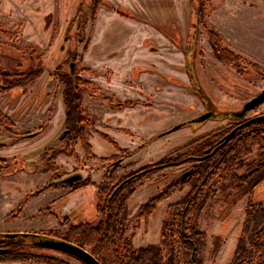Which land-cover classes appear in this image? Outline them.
I'll return each mask as SVG.
<instances>
[{
	"label": "rangeland",
	"instance_id": "374dc122",
	"mask_svg": "<svg viewBox=\"0 0 264 264\" xmlns=\"http://www.w3.org/2000/svg\"><path fill=\"white\" fill-rule=\"evenodd\" d=\"M121 1L124 0H0L1 73L4 75L16 72L38 73L36 81L31 85L24 84L21 92L15 93L13 97L2 93L0 84V112L12 117L17 125L16 131L24 134L22 136L24 141L18 142L16 146L10 140V136L7 139L1 137V145H5V148L0 151V158L8 161L15 155L17 160L20 159L17 163L25 164L26 171L32 173L22 174L23 177L20 179L22 185L12 186L24 195L20 205L23 206L29 198L37 197L48 190H56L62 194L60 201L52 208L54 214L44 211L45 208L40 212L48 217L47 220L51 219L52 223L41 220L38 218L40 215L35 214L31 218L23 216L19 222L7 221L14 227H34L45 222L47 228L38 227L39 229H31L30 232L56 236L68 233L70 226H77L81 221L71 214L67 216L61 213V205H66L68 195L73 196L69 201L76 196L71 204L80 202L85 208L82 215L87 221L92 222L96 216L95 204L98 201L96 191L87 187L82 194L78 192L76 195H70L73 194L74 184L61 183L62 179L77 173L81 175V181L87 179L98 182L103 176L102 168L105 167L104 170H107V165H111L113 169L118 168V175L123 176L159 162L177 149L190 144L192 140L204 137L209 130L215 128V125L220 124L213 125L208 120L210 123L202 126L198 133L195 129L200 124H192L166 135L167 130L183 123L185 116L199 117L207 109L217 117L223 112H238L243 103L264 89V67L256 63L260 60L264 62V53L258 47L246 43L244 39L241 44H237L239 39L235 35V31L244 24V19L259 23L255 21L257 12H263L264 17V6L261 5L263 0H231L234 4L226 0H210L207 13L197 28L196 38H193L191 31L194 19L190 0H129L131 10L127 6L118 7ZM104 13L129 15L130 20L123 21L117 18L116 22L112 21L108 26L105 25L104 30L100 28L102 23L99 26L96 24L95 32L97 16ZM133 20L147 22L156 29L160 27L169 35L174 34L173 30L183 34L182 37L175 38V49L170 52V57L179 62V68L184 76L185 56L196 84L194 80L188 82L186 77L181 78L178 73L168 74L169 76L163 80V72L150 67L147 70L162 79L161 84L155 86L157 94L151 90L149 95H145L146 100L133 98L130 106L139 111L137 114H128L127 117L121 113L106 116L104 115L106 112H116L120 109L115 104H110L107 98L113 96V100L120 103L123 99L112 93L111 87L105 83L123 78V72L120 74L109 66L95 67L93 61L115 58L110 56L113 51L118 52L116 57H119L122 52L124 53L125 47L130 50L136 28ZM214 22L229 36L225 40L231 39L230 46L229 41H226L227 44L220 37L223 44L235 54L238 50L244 54L240 56L244 60L239 66L240 70L223 64L212 50L207 30L215 31ZM157 51L160 50L151 47L152 55L160 56ZM248 64L257 65L259 73ZM71 67L73 72H70ZM136 69L131 72L133 79L141 74L140 69ZM69 77H72L73 81L79 78L89 85L79 87L80 109L78 112L70 109L69 120L65 126L64 96L74 98V93L67 94L66 83H62L66 81L61 82L60 79L70 80ZM193 86L201 89L208 107L202 109ZM163 89H166L164 95ZM100 106L104 108L99 109ZM261 113H264V104L247 112L244 118ZM78 115L84 120L79 132H82L84 141L90 144L91 155L84 152L80 141L76 139L79 126L73 125V119ZM47 118H50L49 122L46 121ZM229 118L232 121L233 118ZM45 121L46 126L42 133L34 135L35 126L42 125ZM111 123L114 125L117 123L129 130L119 132L109 125ZM64 130L65 135L59 139ZM32 132L33 134H28ZM101 135H105L116 145L103 140ZM256 149H252L251 154L245 158V163L256 158ZM32 161L38 164L36 166L38 171L35 173L34 164H30ZM12 166L5 168L2 173H9ZM191 166L165 170L164 174L169 175L166 180L178 178ZM242 171L246 170L240 169L237 174H242ZM159 174L163 176V172ZM150 179L148 182L144 179L139 180L136 183L138 187L136 192L128 201L125 237L131 238L135 249L160 244L161 222L167 204L185 196L189 191V185L175 190L171 201L159 203L148 221L144 222L137 219L136 210L163 184V181L157 182L156 179H160L158 174L151 176ZM9 182V179H0L2 191L11 189ZM46 185H52L53 188L43 190ZM158 185L160 186L157 187ZM212 187L198 217V226L202 232L197 252L198 264H232L241 245L247 244L253 233L264 225V218L255 217L246 227L244 226L245 208L249 200L264 204V181L253 191L250 190L251 192L249 187L243 191H235L228 183L220 186L213 182ZM27 194L29 195L26 196ZM106 197V194H103L102 200L104 201ZM11 201L0 194V213L9 208ZM19 210L18 207L11 210L9 218L17 217ZM71 217L74 218V225L69 223V220L72 221ZM95 222L96 220L93 221ZM30 246L11 249L10 254L0 256V264H81L62 253Z\"/></svg>",
	"mask_w": 264,
	"mask_h": 264
},
{
	"label": "trees",
	"instance_id": "16d2710c",
	"mask_svg": "<svg viewBox=\"0 0 264 264\" xmlns=\"http://www.w3.org/2000/svg\"><path fill=\"white\" fill-rule=\"evenodd\" d=\"M191 14L194 19L191 31L193 38H196L197 28L206 15V9L210 0H190ZM208 40L213 51L221 62L231 68H239L244 60L225 46L220 36L212 30H207ZM250 65L254 71L259 73L260 69L255 64ZM37 74L16 73L4 75L0 71V84L2 91L8 90L15 85L23 86L29 84ZM192 75V74H191ZM67 79V94L74 93V98L64 96L67 108H73L78 112L80 104V86L89 85L86 81L72 77ZM193 78V76H192ZM194 80V79H192ZM196 84V82H195ZM195 86V85H194ZM71 89V90H68ZM197 94L204 99V94L196 87ZM70 108V109H71ZM75 126H79L76 132V139L81 143L82 149L87 155H91L90 146L84 141L82 132L79 130L84 123L81 116L74 118ZM183 124L179 125L182 126ZM0 126L10 131L12 124L10 120L0 112ZM222 132L214 131L208 136L199 138L182 148L177 149L168 157L159 162L142 167L128 177L124 182L115 178V174H106L100 184L95 186L98 193L106 194V203L97 206L96 211L99 219L95 224L85 222L77 226H70L68 233L62 236L51 234H37L38 236H50L71 242L80 248L87 250L100 264H198L197 252L200 246L202 232L198 226V217L206 204L208 192L212 183L223 186L224 183L235 191H243L244 188L254 190L261 185L258 177L259 171L264 169V162L254 166L253 161L245 158L251 153L255 145H264V121H256L245 127L235 137L215 154H209L208 158L196 162L195 157L203 156L205 149L211 147L216 138ZM104 140L115 145L105 135ZM211 155V156H210ZM3 162H0L2 168ZM175 165H192L191 169L181 175V181L171 183L160 193L151 198L147 204L140 207L136 213L137 219L146 220L156 209L157 204L168 198L178 188L189 185L188 193L177 202L168 205L165 218L160 229L161 241L159 245H147L140 248H133L131 238L125 237L127 223L126 202L136 189L139 180L147 179ZM245 169L242 174H237L240 169ZM115 172V169L114 171ZM261 181V182H260ZM211 183V184H210ZM88 184V183H85ZM80 184L75 185L77 187ZM52 185H46L43 190L52 189ZM22 205L18 206V210ZM47 206L44 211H49ZM264 218V204L249 200L245 208L244 226L253 218ZM20 242V243H19ZM5 248V254H10L11 249L18 246H30L39 249L31 244L28 238L18 237L16 239H0ZM11 259V258H10ZM232 264H264V225L257 232L253 233L247 244H242L237 251V257Z\"/></svg>",
	"mask_w": 264,
	"mask_h": 264
},
{
	"label": "crops",
	"instance_id": "0c3cea01",
	"mask_svg": "<svg viewBox=\"0 0 264 264\" xmlns=\"http://www.w3.org/2000/svg\"><path fill=\"white\" fill-rule=\"evenodd\" d=\"M129 0H124L121 1V3L118 5V7H124L127 6L129 8ZM229 3H232L231 0H226ZM175 2V1H174ZM128 4V5H127ZM234 4V3H232ZM261 5L264 6V0L261 2ZM131 10V7L130 9ZM133 13V12H132ZM180 13V12H179ZM263 12H257L255 21L259 23H255L254 20L250 22L247 19H244V24L241 26L239 30L235 31V35L238 37V42L237 44H241L240 42L244 41L248 43L249 45L252 44L255 47H258L259 50L264 53V25H262V21L264 20V17L262 15ZM223 15V14H222ZM117 18H120L123 21L130 20L128 18H121L116 14H101L97 16V20L95 22V32H96V24L99 26L100 23H102V27H100L102 30H104L106 27L105 25L108 26L109 23L116 22ZM133 23L136 25L135 32L133 35V39L131 40V47L130 50L125 47L123 49L124 53L119 57L118 52H112L111 58L109 59H104L102 61H93V64L95 67H101V66H109L113 71L116 72H123L122 77L118 80L111 81V83H105L109 87H111L112 93H114L117 97L121 99H141V100H146L145 95H149L150 92L155 93V86L158 84H161L162 79L166 78V76H169L168 74L172 73H178L180 77L184 78L186 77L185 74L183 76L181 68H179V62H176L175 59L171 58V51L174 50V46L171 44L169 39H174V38H180L183 36V34H180V31L173 30L174 34L169 35L164 29L158 27L159 29L154 28L153 26L149 25L147 22H139L133 20ZM261 23V24H260ZM216 28L215 31L217 32L218 35L222 38L223 42L227 43L229 41V45L231 46V39L225 40V38H228L229 36L223 32V30L218 26L216 22L213 24ZM179 33V34H178ZM227 41V42H226ZM235 41V40H234ZM228 44V43H227ZM151 47H156V49L160 50L157 51V54L160 56H155L151 54ZM233 52V50H231ZM237 55L242 56L241 50L236 51ZM235 53V52H234ZM154 54V53H153ZM181 57V56H179ZM257 64L261 65L264 67V62L261 60L256 62ZM182 65V64H181ZM147 67V68H146ZM156 68L159 72H163L162 79L155 76L156 74H152V72L148 71L147 69L149 68ZM137 68L141 70V74L138 75V78L136 81H133L131 78L130 72L134 69ZM163 79V80H164ZM117 83V84H116ZM152 87V89H151ZM135 90H140V92H136ZM152 90V91H151ZM166 89H163L162 94L164 95V92ZM144 92L146 94H144ZM157 94V93H155ZM160 99V97H157ZM104 108L103 106H100L99 109ZM108 111V110H107ZM121 113L124 117H127L128 114L134 115L139 113L138 110H131V109H122L121 111L117 112H106L104 115L110 116L114 114H119ZM32 116V115H31ZM112 126L114 129H128L129 128H124L123 126L119 124H109ZM140 125V124H138ZM197 129V130H196ZM196 133H198L201 128L196 127ZM116 131V130H115ZM42 133V132H41ZM8 137H5L4 139H7ZM92 139V138H91ZM11 140V139H10ZM24 141V140H20ZM19 141V142H20ZM91 143V141L89 142ZM17 144V143H16ZM16 144H14L16 146ZM3 148H0V151L2 152ZM25 174L23 171H19L18 173H15L11 176H0V179H9L10 183V190H5L2 191V186L0 194L6 196V198H10L12 201L9 202L10 206L8 209L3 210V213H0V233H21V232H30L31 229H39V228H47V223L45 222L41 225H37L34 227H14L11 224H8L7 221H17L19 222L20 219H22L23 216H28V217H33L35 214L40 215L41 220L51 222L52 220H47L46 216L40 213L45 206H47L50 202L53 200H56L60 197H62V194L57 193L56 190H48L46 192L41 193L37 197L29 198L27 202L21 207L19 210V214L17 217L14 219H10L9 216L11 214V210L16 209L23 201L24 195L21 194V192H18L15 190L14 184H21V180L23 175ZM32 174V173H31ZM18 177V180H16ZM5 188V186H4ZM2 222V224H1ZM52 223V222H51ZM8 224V225H4ZM9 226V227H8ZM39 227V228H38ZM42 228V229H43Z\"/></svg>",
	"mask_w": 264,
	"mask_h": 264
},
{
	"label": "flooded vegetation",
	"instance_id": "af4514ba",
	"mask_svg": "<svg viewBox=\"0 0 264 264\" xmlns=\"http://www.w3.org/2000/svg\"><path fill=\"white\" fill-rule=\"evenodd\" d=\"M129 14V13H128ZM119 17H121V18H130V16L128 15V16H120V15H118ZM159 29V28H158ZM177 39V38H176ZM170 40V42H173V46H175V38L174 39H169ZM154 48H156V47H154ZM212 50H213V48H212ZM223 63V62H222ZM224 64V63H223ZM227 66V65H226ZM183 68H184V74H185V76H186V78L188 79V82L190 81V80H192V79H194V81L196 82V80H195V77H194V75L192 74L191 75V70L189 69V63H186V59H185V56H184V63H183ZM233 69H235V70H240L241 69V67H239V68H233ZM137 70V69H136ZM70 72H73V70H72V67H71V70H70ZM132 72V71H131ZM131 72H130V74H131ZM140 72H141V70H140ZM16 73H20V72H16ZM15 73V74H16ZM35 74H37L36 75V77L29 83L30 85L34 82V81H36V79L38 78V73H35ZM10 75H14V74H10ZM139 75V74H138ZM137 75V76H138ZM163 76V75H162ZM192 76H193V78H192ZM131 78H132V80L133 81H136L137 80V78L136 79H133V77H132V74H131ZM60 81L62 82V81H66V82H62V83H66L67 84V80L66 79H60ZM193 81V80H192ZM67 87V86H66ZM21 88H22V86H17V85H15V87L13 86L12 88H10V89H8V90H5V91H2V93L4 94V93H7V94H10L11 96L10 97H13V96H15L16 94L15 93H20L21 92ZM193 88H194V91H195V94H196V96L200 99V102H201V104H202V109H204V107H208L207 105H208V102H207V100H206V98L204 97V99H202L201 98V96H199V94H197V90H196V87H194L193 86ZM200 89V88H199ZM201 90V89H200ZM14 93V94H13ZM258 95V94H257ZM62 99H63V97H62ZM133 99H131V100H129V99H123L122 100V103H120V101H114L113 100V96H111L110 98H107V101H109V103L110 104H115V106L116 107H119L120 109L118 110V111H121L122 109H131V110H134L130 105H131V101H132ZM49 101V100H48ZM249 101V100H248ZM81 102V101H80ZM247 102V101H246ZM63 104H64V107H66L65 108V114H64V122H65V126H66V123L68 122V120H69V114L71 113V111H70V108H67V105L65 104V102H63ZM245 103H243V105H244ZM264 104V101L262 102V103H260L259 105H257L256 107H254L253 109H251V110H249V111H252V110H254L255 108H257V107H260V106H262ZM49 105H50V103H49ZM243 107V106H242ZM71 109H73V108H71ZM79 109H80V104H79ZM142 109H144V108H142ZM148 109V108H147ZM242 109V108H241ZM240 109V110H241ZM240 110L238 111V112H223V113H221L220 115H218V117L216 116V115H214L210 110H208L207 109V111L206 112H204V113H210V117L207 119V120H205V121H203L202 123H189L188 121H190V120H192V119H195V118H197V117H194V116H190V115H187V116H185L183 119H184V122L183 123H180V125L181 124H183L182 126H180L179 128H177L176 130H178V129H180V128H182V127H185V126H189V125H192V124H200V126H198L199 128H201L202 126H206L207 125V123H210L208 120H210L212 123H213V125H214V123H220V124H217V125H215V128H213V129H211V130H209L208 131V133L205 135V136H208L210 133H212V132H214V131H220V132H222V134L218 137V138H216L215 139V141H214V143H213V145L211 146V147H208V148H206L205 149V152H204V154H203V156H201V157H195V158H192V159H195V161L196 162H200V161H203L204 159H206V158H208L209 156V154H211V155H213V154H215L216 152H218L220 149H222L224 146H226V145H228V143H230V141L235 137V135L237 134V133H239L241 130H243L245 127H247L248 125H250V124H252L253 122H256V121H264V113H261V114H259V115H255V116H252V117H250V118H244L245 117V115H246V113L247 112H249V111H247L245 114H243L242 116H240V117H238L237 116V113H239L240 112ZM73 111L75 112V110L73 109ZM117 112V111H116ZM2 114V113H1ZM5 117H7L9 120H10V122H11V124H12V129L10 130V131H7V130H5L4 129V127L3 126H0V129L2 130L1 132H0V139H1V137L2 138H5L6 136L5 135H7V137L8 136H10V139H11V141L12 142H14L13 144H16V143H18L20 140H22V136H24V134H20L19 132H17L16 131V129H15V125H16V122H15V120H13L12 119V117H10V116H8L7 114H3ZM191 117H193V118H191ZM229 117H232L231 119H232V121L231 120H229L230 118ZM190 118V119H189ZM218 118H221V119H218ZM48 119V118H47ZM46 119V121H50V118L47 120ZM186 120V121H185ZM46 121L44 122V124H42V125H39V126H35V128H36V130L34 131V135L36 134V135H38L39 133H41L42 131H43V129H44V127L46 126ZM234 121H236V122H234ZM230 122H232L233 124H229ZM73 125L75 126V123H74V119H73ZM17 126V125H16ZM177 126H179V124L177 125ZM176 127V126H175ZM174 128V127H173ZM172 128V129H173ZM66 129V128H65ZM171 129V130H172ZM122 130H125V132H128V129L126 130V129H119L118 131L119 132H123ZM167 130V132H166V135L167 134H169V133H171V132H173V131H176V130ZM197 130V129H196ZM195 130V131H196ZM65 131L66 130H64V132H62V134H60V136L58 137L59 139H62L63 138V136L65 135ZM232 133V135L229 137V139H227V140H224V138L226 137V136H228L229 134H231ZM28 134H33V132L32 133H28ZM4 136V137H3ZM27 136H29V135H27ZM204 136V137H205ZM102 138V137H101ZM200 138H203V137H200ZM27 139V138H26ZM103 139V138H102ZM198 139V138H197ZM197 139H194V140H192L191 142H193V141H196ZM104 140V139H103ZM190 142V143H191ZM109 143V142H108ZM2 144V140H0V148H3L4 146L3 145H1ZM90 145V144H89ZM113 145V144H112ZM116 145V144H115ZM50 147H52V146H50ZM49 147V148H50ZM115 147V146H114ZM117 147V146H116ZM182 148V147H181ZM253 148H257L256 150V152H257V154H256V158L254 159V160H249V161H253L254 162V165L255 164H261L262 162H264V145H262V144H260V145H255V146H253L252 148H251V151H252V149ZM48 149V148H47ZM47 149H45V150H47ZM44 150V151H45ZM43 151V152H44ZM251 154V153H250ZM249 154V155H250ZM210 155V156H211ZM18 161H20V159L19 160H17V158H16V156L14 155V157H13V159L12 160H4V159H1L0 158V162H3V164H2V168H0V176H11V175H13V174H15V173H18V171H23L26 175H28V174H31V173H29L28 171H26L27 170V167H26V165L25 164H18L17 162ZM37 161V160H36ZM36 161H32V162H30V164L32 165V164H34V167L36 168V166L38 165L37 163H36ZM245 162V161H244ZM13 165V166H12ZM253 165V166H254ZM9 166H12V168H11V170H10V172L9 173H2V171L5 169V168H7V167H9ZM184 166V165H183ZM183 166H181V165H175L174 166V168H181V167H183ZM107 167H108V169L107 170H104L105 169V167H103L102 168V177L100 178V180L98 181V182H96V181H87V179L86 180H82L81 181V179L79 180V181H75V182H73V183H67V184H74V185H72V189L74 190L73 191V194H70V195H76L78 192H79V194H82V192L84 191V189H86L87 187H91L92 189H94L95 191H96V194H97V196H98V201H97V203L95 204V209L97 208V206L99 205V206H103L105 203H106V198H105V200L103 201L102 200V195L100 196V194L98 193V191H97V189H96V187L95 186H98L99 184H100V182H101V180H102V178L106 175V174H108V173H110V174H115V178H117V180L119 179L120 181H122V182H124L125 180H127L128 179V177H131V176H133L134 175V173L135 172H133V173H129V174H127V175H118V168H116L115 169V172H113L114 171V169H113V167L111 168V165L110 166H108L107 165ZM192 167H190L189 169H191ZM41 169H44V168H41ZM46 169V168H45ZM168 170V169H167ZM38 170H37V168L35 169V171H34V173L35 172H37ZM137 171V170H136ZM162 173V172H161ZM165 173V171H163V176H160V175H162V174H158L159 175V177H160V179H156L157 180V182H162L163 181V184H162V186H160V185H158L157 187H159L158 188V190L156 191V193L154 194V195H152V196H150V198L146 201V202H143L138 208H137V210H136V213H137V211H138V209L140 208V207H142V206H144L145 204H147L148 203V201L151 199V198H153L154 196H156L158 193H160L164 188H166V186H168V185H170L171 183H176V182H179V181H181V179H180V177H181V175H179V177L178 178H174V179H170V180H166V179H168L169 177V175H166V174H164ZM77 174V173H76ZM74 175V174H73ZM81 176V175H80ZM258 177H259V179L261 180V181H264V169H261L260 171H259V175H258ZM81 178V177H80ZM151 179H150V177L149 178H147V179H144V181H150ZM164 180L165 181H167V182H164ZM260 181V182H261ZM85 183H88V184H85ZM77 184H80V185H78L77 187H74L75 185H77ZM137 188L138 187H136V189H135V191L133 192V194L131 195V196H133L134 195V193L136 192V190H137ZM180 189V188H179ZM252 191V190H251ZM250 191V192H251ZM177 192V191H176ZM175 193V191L174 192H172L170 195H169V197L168 198H166V199H164V200H162V201H160L159 203H161V202H166V201H168V200H170L171 201V196L173 195ZM29 194H27L26 196H28ZM249 195H250V193H249ZM77 196H79V195H77ZM130 196V197H131ZM67 197V201L65 202V204L66 205H61V213L63 214V215H67V216H69L70 214L71 215H73V217L75 218V219H79V220H81L78 224H80V223H85V222H89V223H92V224H95L97 221H98V219H99V214H97V211H96V216H95V219L94 220H96V222L95 223H93V221L92 222H90V221H87L86 220V217H84V215H82V214H84V212H85V208H83L82 206V204L79 202V203H73L72 202V204H71V201H73L74 199H75V197L76 196H74V199L73 200H71V201H69L70 199H72L73 198V196H66ZM70 197V198H69ZM130 197L128 198V200H127V202H126V208L128 209V201H129V199H130ZM183 197V196H182ZM182 197H178V199H176L174 202H170V203H168L167 204V206H166V208H165V213H164V217H163V219H162V221L164 220V218H165V214H166V209H167V207H168V205H171V204H173V203H175V202H177L179 199H181ZM65 198V197H64ZM60 198H58V199H56V200H53L52 202H50L47 206H49V208H50V210H49V212H50V214H54V212H53V206L55 205V203H57L58 201H60L59 200ZM158 203V204H159ZM157 204V205H158ZM46 206V207H47ZM45 207V208H46ZM157 207V206H156ZM21 209V208H20ZM45 210V209H44ZM50 216V215H49ZM73 217H71L72 218V221H70L69 220V223H71L72 225H74V223H73ZM70 218V219H71ZM149 218V217H148ZM148 218L146 219V220H144V219H142V220H144V222H146V221H148ZM161 224H162V222H161ZM24 233H31V234H37L36 232H24ZM39 234V233H38ZM132 244V243H131ZM140 248V247H139ZM0 250H2L3 252L0 254V256H4V255H6L4 252H5V248L3 247V243H0ZM48 250H50V249H48ZM54 251V250H53ZM88 251V250H87ZM56 252H58V251H56ZM60 253V252H59ZM62 254H64V253H62ZM64 255H67V256H70V255H68V254H64ZM70 257H72V256H70ZM72 258H74V257H72ZM74 259H76V258H74ZM77 261H79L81 264H84L83 262H81L80 260H78V259H76Z\"/></svg>",
	"mask_w": 264,
	"mask_h": 264
},
{
	"label": "water",
	"instance_id": "95a60500",
	"mask_svg": "<svg viewBox=\"0 0 264 264\" xmlns=\"http://www.w3.org/2000/svg\"><path fill=\"white\" fill-rule=\"evenodd\" d=\"M264 101V89L255 97L251 98L249 101L245 102L242 109L239 113H237V116L240 117L243 114H245L247 111L253 109L260 103ZM210 117V113H203L201 116L192 119L188 121L189 123H202L203 121L207 120ZM180 126L174 127L172 130H176ZM171 130V131H172ZM232 135L229 134L224 138V140L229 139V137ZM79 174H74L67 176L66 178L61 180V183L67 184V183H73L75 181H79L81 178ZM18 237L22 238H28V240L31 242V244L35 247H42L45 249H50L54 251H58L60 253L68 254L84 264H100L99 261H97L87 250H84L80 248L79 246L67 242L65 240L50 237V236H38L37 234H31V233H0L1 239H16ZM3 251L0 250V254Z\"/></svg>",
	"mask_w": 264,
	"mask_h": 264
}]
</instances>
